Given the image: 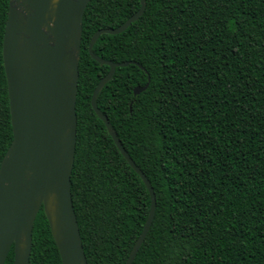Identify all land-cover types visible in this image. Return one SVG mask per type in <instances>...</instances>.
<instances>
[{
	"label": "trees",
	"instance_id": "obj_1",
	"mask_svg": "<svg viewBox=\"0 0 264 264\" xmlns=\"http://www.w3.org/2000/svg\"><path fill=\"white\" fill-rule=\"evenodd\" d=\"M8 4L0 0V162L12 140L2 60ZM139 6L89 0L82 18L70 188L88 264H124L150 206L91 106L109 66L87 49L97 29L118 27ZM92 49L129 62L96 103L155 193L131 264H264V0H145L136 21L100 34ZM12 263L13 246L4 264ZM28 264H61L43 207Z\"/></svg>",
	"mask_w": 264,
	"mask_h": 264
},
{
	"label": "water",
	"instance_id": "obj_2",
	"mask_svg": "<svg viewBox=\"0 0 264 264\" xmlns=\"http://www.w3.org/2000/svg\"><path fill=\"white\" fill-rule=\"evenodd\" d=\"M89 0H9L2 40L12 140L0 162V264L13 246V263L28 264L32 228L43 207L61 264H88L71 197L76 145V94L82 18ZM145 0L121 25L97 29L88 43L90 56L109 66L90 99L115 145L141 177L150 195L149 211L124 264H131L153 220L155 193L149 180L122 146L96 98L117 66L93 52L102 33L116 34L143 13ZM142 68L140 64H137ZM136 85L133 94L149 83Z\"/></svg>",
	"mask_w": 264,
	"mask_h": 264
}]
</instances>
